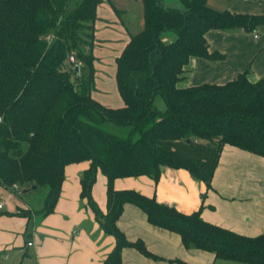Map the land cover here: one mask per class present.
Wrapping results in <instances>:
<instances>
[{
    "label": "trees",
    "instance_id": "16d2710c",
    "mask_svg": "<svg viewBox=\"0 0 264 264\" xmlns=\"http://www.w3.org/2000/svg\"><path fill=\"white\" fill-rule=\"evenodd\" d=\"M140 1L142 29H127L129 40L115 59L123 107L111 109L91 97L94 24L103 0L73 6L71 0H0V188L14 195V185L46 187L38 212L16 213L45 217L55 210L65 167L87 162L80 197L115 240L103 264H122L125 248L157 260L118 229L125 205L139 209L150 225L177 234L185 248L216 260L264 264V233L239 235L205 222L200 210L183 214L113 186L116 179L141 176L156 183L167 168L187 171L209 191L224 146L264 158V78L252 83L245 73L223 85L177 87L190 58H225L209 52L207 32L254 34L264 27V16L217 11L206 0ZM168 33L175 39L162 42ZM72 56L78 72L69 65ZM104 123L128 127L127 137L107 132ZM97 172L106 179L104 212L91 196Z\"/></svg>",
    "mask_w": 264,
    "mask_h": 264
},
{
    "label": "crops",
    "instance_id": "0c3cea01",
    "mask_svg": "<svg viewBox=\"0 0 264 264\" xmlns=\"http://www.w3.org/2000/svg\"><path fill=\"white\" fill-rule=\"evenodd\" d=\"M170 3L176 2L170 0ZM206 3L218 11L264 16V0H227L224 5L220 0H206ZM102 4L97 8L94 24L95 75L91 97L106 108L117 109L123 107V101L115 80V59L129 40V29L116 21L112 7L106 9ZM205 39L209 52H218L225 58L216 62L190 58L177 87L223 85L245 73L252 83L264 78V27L256 34L212 30L205 34ZM88 166L83 162L65 167L60 196L52 214L23 218L16 215L20 208L17 203L0 212V264H103L115 240L103 233L86 201L80 197V178ZM113 186L116 190H133L154 198L183 214L200 210L205 222L239 235L255 237L264 233V158L232 146L223 147L209 191L187 171L167 168L156 183L141 176L116 179ZM2 191L7 192L0 188ZM91 196L104 212L106 179L100 172L96 174ZM27 207L32 210L25 205L21 209ZM117 227L127 240H140L157 257L153 260L125 248L121 252L122 264L217 262L211 253L185 248L177 234L150 225L146 216L132 205L124 206ZM28 242L32 246L28 247Z\"/></svg>",
    "mask_w": 264,
    "mask_h": 264
},
{
    "label": "rangeland",
    "instance_id": "374dc122",
    "mask_svg": "<svg viewBox=\"0 0 264 264\" xmlns=\"http://www.w3.org/2000/svg\"><path fill=\"white\" fill-rule=\"evenodd\" d=\"M76 1L78 0H71V6H73ZM166 1L170 3V0H166ZM173 1L177 2V0H173ZM220 1L222 5H224L227 2V0H220ZM102 5H103L102 7L106 9L112 7L113 10L114 9L117 10L118 13H116L117 16L116 21H120L124 26L128 27L130 33H136L142 29L143 12H142V4L140 0H103ZM220 8L225 9V7H220ZM260 31L261 29H259L258 32H255L254 34L260 33ZM166 35L167 36H163L161 38L162 42L164 43H169L175 39V35L171 33H168ZM170 37H172V39H170ZM155 105L160 109H163L164 107L159 98L156 99ZM102 128L107 132L115 134L119 137H127L129 132L128 127L119 126L113 123H104L102 125ZM22 190L23 189L20 188V192L14 195L9 190H7V192L2 191L0 193V205H1L0 212L7 210L12 203H17L20 208L22 205L29 206L32 210H30L28 207L25 209L30 210L31 212L33 210L35 212H38V210L41 209L43 205V201L47 194L48 189L46 187H39L35 190L29 191L27 194H22ZM34 216L37 218L43 217L42 214L40 213H35ZM215 264H236V263L217 260Z\"/></svg>",
    "mask_w": 264,
    "mask_h": 264
},
{
    "label": "water",
    "instance_id": "95a60500",
    "mask_svg": "<svg viewBox=\"0 0 264 264\" xmlns=\"http://www.w3.org/2000/svg\"><path fill=\"white\" fill-rule=\"evenodd\" d=\"M69 65L74 68L75 72L79 71L78 66L75 64V58L73 56L70 57V59H69ZM35 189H36V186H32L29 189H23L22 194H27L29 191L35 190Z\"/></svg>",
    "mask_w": 264,
    "mask_h": 264
},
{
    "label": "built area",
    "instance_id": "2783aa9c",
    "mask_svg": "<svg viewBox=\"0 0 264 264\" xmlns=\"http://www.w3.org/2000/svg\"><path fill=\"white\" fill-rule=\"evenodd\" d=\"M12 191H14V192H16V193H19V192H20V188H19L17 185H14V186L12 187ZM0 207H1V205H0ZM27 246H28V247L32 246V243H31V242H28V243H27Z\"/></svg>",
    "mask_w": 264,
    "mask_h": 264
}]
</instances>
